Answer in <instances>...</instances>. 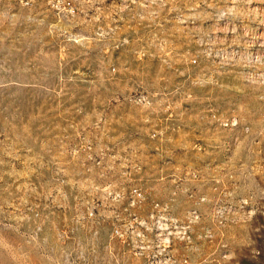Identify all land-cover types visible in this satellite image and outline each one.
<instances>
[{
  "label": "rangeland",
  "instance_id": "374dc122",
  "mask_svg": "<svg viewBox=\"0 0 264 264\" xmlns=\"http://www.w3.org/2000/svg\"><path fill=\"white\" fill-rule=\"evenodd\" d=\"M0 264H264V0H0Z\"/></svg>",
  "mask_w": 264,
  "mask_h": 264
},
{
  "label": "bare ground",
  "instance_id": "6f19581e",
  "mask_svg": "<svg viewBox=\"0 0 264 264\" xmlns=\"http://www.w3.org/2000/svg\"><path fill=\"white\" fill-rule=\"evenodd\" d=\"M160 234V233H159ZM163 235V234H162Z\"/></svg>",
  "mask_w": 264,
  "mask_h": 264
}]
</instances>
